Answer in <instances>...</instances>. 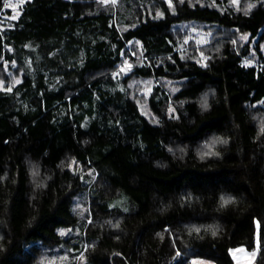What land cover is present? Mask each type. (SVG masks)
Here are the masks:
<instances>
[{
  "label": "trees",
  "instance_id": "16d2710c",
  "mask_svg": "<svg viewBox=\"0 0 264 264\" xmlns=\"http://www.w3.org/2000/svg\"><path fill=\"white\" fill-rule=\"evenodd\" d=\"M263 67L264 0H26L0 27V264H264Z\"/></svg>",
  "mask_w": 264,
  "mask_h": 264
},
{
  "label": "rangeland",
  "instance_id": "374dc122",
  "mask_svg": "<svg viewBox=\"0 0 264 264\" xmlns=\"http://www.w3.org/2000/svg\"><path fill=\"white\" fill-rule=\"evenodd\" d=\"M26 1V0H25ZM167 2H170L171 0H166ZM108 2H111V0H108ZM5 4H11L14 5L15 8L13 7H3L4 13L0 15V27L6 26V25H11L12 22L14 20H16L18 18V16H16L17 12L20 14L21 9H22V5H20V0H7L5 2ZM12 16H16V19H10L9 17ZM211 37V32L210 31H206L200 28H190L188 35L185 37V41L189 42L192 41L193 43H195L197 46H201L204 44H207L210 40ZM137 45L140 46V42H137ZM198 54L200 55V63L202 65H205V60L207 58V54H205L202 50L198 51ZM242 64L249 66V65H255L257 66V64L243 59ZM128 65H131V63L129 62L128 58L124 55H122V60L121 63L119 64L117 70L114 72V76L116 77H125L127 75H129V73L131 72L132 69V65L130 68H128ZM121 69H126L125 71H121ZM264 70V67L262 68ZM151 91V86H144L140 93H142L145 96H148L149 93ZM122 206L123 205V199H119V200H115L112 201L110 203V206ZM232 255L236 261V264H251L252 263V259H253V253H247L245 252L244 249L238 248L235 249L234 251H232ZM196 264H207V263H203V262H198Z\"/></svg>",
  "mask_w": 264,
  "mask_h": 264
},
{
  "label": "snow or ice",
  "instance_id": "6c2138e0",
  "mask_svg": "<svg viewBox=\"0 0 264 264\" xmlns=\"http://www.w3.org/2000/svg\"><path fill=\"white\" fill-rule=\"evenodd\" d=\"M102 2H108V0H102ZM111 2L112 3H115L116 2V0H111ZM232 2L234 3V4H236V3H238V0H232ZM25 3V0H20V5H23ZM5 7H13V8H15V6L14 5H11V4H5ZM251 7H253L252 5H249V9L251 8ZM19 15V13L17 12V14H16V16H18ZM16 16H12V17H9L10 19H16ZM247 37H242V39H246ZM131 67V65H128V68H130ZM126 69H121V71H125ZM17 83H19V81H17ZM8 91H11V88H8L7 89ZM207 105L205 104V107H206ZM261 132H264V124H262V126H261ZM215 143H227V141L226 140H222V139H217V140H214L213 141V144H215ZM208 153H206V155H207ZM212 154H214V153H212ZM38 173L37 172H33V175L35 176V175H37ZM221 200H222V206H226L227 204H229V203H232L233 202V200L231 199V198H229V199H225V198H221ZM196 231H199V229H196ZM213 234H215V233H213ZM61 235H64V233L62 232L61 233ZM253 255H255V253H253Z\"/></svg>",
  "mask_w": 264,
  "mask_h": 264
}]
</instances>
